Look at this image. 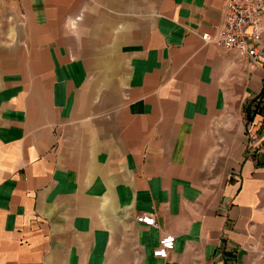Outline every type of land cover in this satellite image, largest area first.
I'll use <instances>...</instances> for the list:
<instances>
[{"label":"crops","instance_id":"obj_1","mask_svg":"<svg viewBox=\"0 0 264 264\" xmlns=\"http://www.w3.org/2000/svg\"><path fill=\"white\" fill-rule=\"evenodd\" d=\"M225 2L15 0L0 264H264V60L202 38Z\"/></svg>","mask_w":264,"mask_h":264},{"label":"built area","instance_id":"obj_2","mask_svg":"<svg viewBox=\"0 0 264 264\" xmlns=\"http://www.w3.org/2000/svg\"><path fill=\"white\" fill-rule=\"evenodd\" d=\"M264 34V0H226L224 21L212 37L202 34L207 42H213L226 50L237 51L250 66L259 65L264 60L262 36ZM259 108L264 112V90L256 98ZM136 221L148 226L157 222L151 213L136 215ZM174 246V236L160 237L153 255L166 258Z\"/></svg>","mask_w":264,"mask_h":264},{"label":"rangeland","instance_id":"obj_3","mask_svg":"<svg viewBox=\"0 0 264 264\" xmlns=\"http://www.w3.org/2000/svg\"><path fill=\"white\" fill-rule=\"evenodd\" d=\"M18 9L15 3V0H0V47L7 48L11 47V45H23V24L25 23L24 16H19ZM6 50H2L1 53ZM121 221L124 218L120 219ZM122 230L118 232V234L122 231V234H127L126 238H129V233L127 231L128 227L125 225V221H123ZM116 234V233H115ZM116 234V235H118ZM121 234V233H120ZM115 235V237H116ZM114 237V245L118 246L122 243V236H118V240ZM127 243L130 247L133 245V240H128Z\"/></svg>","mask_w":264,"mask_h":264}]
</instances>
